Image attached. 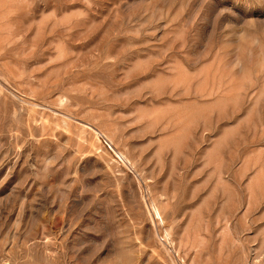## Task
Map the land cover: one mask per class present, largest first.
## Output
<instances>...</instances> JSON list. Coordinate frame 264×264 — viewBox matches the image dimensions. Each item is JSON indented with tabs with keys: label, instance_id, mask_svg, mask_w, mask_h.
Returning <instances> with one entry per match:
<instances>
[{
	"label": "rangeland",
	"instance_id": "374dc122",
	"mask_svg": "<svg viewBox=\"0 0 264 264\" xmlns=\"http://www.w3.org/2000/svg\"><path fill=\"white\" fill-rule=\"evenodd\" d=\"M0 264H264V0H0Z\"/></svg>",
	"mask_w": 264,
	"mask_h": 264
},
{
	"label": "built area",
	"instance_id": "2783aa9c",
	"mask_svg": "<svg viewBox=\"0 0 264 264\" xmlns=\"http://www.w3.org/2000/svg\"><path fill=\"white\" fill-rule=\"evenodd\" d=\"M105 144L109 146L108 141H105ZM110 147V146H109Z\"/></svg>",
	"mask_w": 264,
	"mask_h": 264
}]
</instances>
